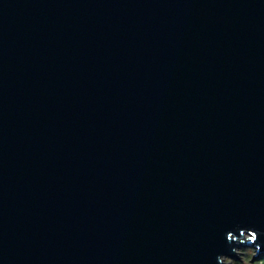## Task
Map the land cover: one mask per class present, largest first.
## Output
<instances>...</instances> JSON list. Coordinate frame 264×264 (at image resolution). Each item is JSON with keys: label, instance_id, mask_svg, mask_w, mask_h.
I'll return each mask as SVG.
<instances>
[{"label": "water", "instance_id": "95a60500", "mask_svg": "<svg viewBox=\"0 0 264 264\" xmlns=\"http://www.w3.org/2000/svg\"><path fill=\"white\" fill-rule=\"evenodd\" d=\"M245 246L264 255V0H0V264Z\"/></svg>", "mask_w": 264, "mask_h": 264}, {"label": "rangeland", "instance_id": "374dc122", "mask_svg": "<svg viewBox=\"0 0 264 264\" xmlns=\"http://www.w3.org/2000/svg\"><path fill=\"white\" fill-rule=\"evenodd\" d=\"M245 247H242L240 249V252L238 253L239 259H246V260L254 261V260H257L260 257V255L262 256V254L260 252L257 253L253 247H250V246H245ZM234 259L230 257L225 258L228 264H232V261Z\"/></svg>", "mask_w": 264, "mask_h": 264}, {"label": "trees", "instance_id": "16d2710c", "mask_svg": "<svg viewBox=\"0 0 264 264\" xmlns=\"http://www.w3.org/2000/svg\"><path fill=\"white\" fill-rule=\"evenodd\" d=\"M232 264H264V255H260L257 260L251 261L246 259H239L238 257L232 261Z\"/></svg>", "mask_w": 264, "mask_h": 264}, {"label": "clouds", "instance_id": "9594fccd", "mask_svg": "<svg viewBox=\"0 0 264 264\" xmlns=\"http://www.w3.org/2000/svg\"><path fill=\"white\" fill-rule=\"evenodd\" d=\"M256 248H257V250H258V249H259V246H258V247H256ZM225 258H226V256H224V257H223V259H225Z\"/></svg>", "mask_w": 264, "mask_h": 264}, {"label": "bare ground", "instance_id": "6f19581e", "mask_svg": "<svg viewBox=\"0 0 264 264\" xmlns=\"http://www.w3.org/2000/svg\"><path fill=\"white\" fill-rule=\"evenodd\" d=\"M246 248V247H245Z\"/></svg>", "mask_w": 264, "mask_h": 264}]
</instances>
